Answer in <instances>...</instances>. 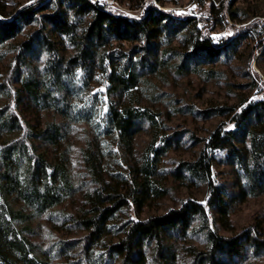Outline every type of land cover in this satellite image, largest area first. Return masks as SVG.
I'll list each match as a JSON object with an SVG mask.
<instances>
[{"label":"trees","instance_id":"1","mask_svg":"<svg viewBox=\"0 0 264 264\" xmlns=\"http://www.w3.org/2000/svg\"><path fill=\"white\" fill-rule=\"evenodd\" d=\"M5 18L0 8V61L14 54L15 63L0 84V98H14L17 108L27 98L42 112L53 111L94 131L96 143L89 141L82 150L93 189L84 194L87 210L73 222L85 236L62 243L58 250L79 248L82 264H244L249 253L264 255V234L257 226L225 237L210 220L215 209L228 217V203L213 182L219 157L247 182L239 195L243 200L264 194V97L240 111L223 106L197 113L203 119L227 116L231 121L218 126L199 154L170 174L204 185L207 203L189 199L177 209L143 220L133 213L169 194L160 180L162 159L178 138L162 132L160 115L138 102L98 103L100 96L133 91L138 71L159 60L163 43L181 38L185 51H176L179 68H197L231 55L245 33L215 43L192 17L155 7L129 16L92 0H45L11 20ZM32 26L36 30L12 44ZM123 44L130 49L124 50ZM92 84L104 93L94 91ZM25 122L9 104L0 107V264H52L50 255L27 237L29 223L63 205L74 195L75 183L66 153L52 160L37 154L34 132ZM144 126L152 129V142L135 167L126 166L120 159L132 153L135 136ZM60 129L53 124L38 136L57 147ZM14 135L19 137L10 139ZM116 162L120 169L113 165ZM193 234L204 238L202 248L189 243Z\"/></svg>","mask_w":264,"mask_h":264},{"label":"rangeland","instance_id":"2","mask_svg":"<svg viewBox=\"0 0 264 264\" xmlns=\"http://www.w3.org/2000/svg\"><path fill=\"white\" fill-rule=\"evenodd\" d=\"M42 1L45 0H0V8L6 14L5 20H11L19 11ZM92 1L129 16L143 15L148 8L155 7L177 17H192L202 34L212 38L215 43L228 42L245 33V39L231 55L223 56L213 65L197 68L193 65L179 68L181 57L176 51H185L181 38H175L172 43H163L157 56L159 60L154 59L151 68L138 71L139 80L133 91L118 96L106 94L100 96L98 101L99 104L105 101L124 104L130 99L138 102L142 107L160 115L162 132L178 138L176 147L162 159L164 175L160 180L169 189V194L150 203L142 212H134V218L143 220L166 214L189 199L206 204L208 192L204 185L177 180L170 172L180 163L192 161L199 154L204 141L218 126L223 123L230 124L231 117L203 119L197 114L199 111L223 106L240 111L249 103L264 97V0ZM33 30H36L35 26L27 28L12 44L20 43ZM121 47L124 50L130 49L128 44ZM165 51L167 53L164 54ZM13 59L14 54H9L0 61V84L10 74V67L15 63ZM92 88L101 93L105 91L94 84ZM7 104L32 127L35 136L31 135V138L37 154L52 160L61 153H66L68 169L76 189L74 195L63 205L34 218L29 223L31 232L27 233V237L50 255L52 264H82L79 248L58 249L62 243L85 236L73 222L74 218L87 210L84 194L93 189L84 165L82 150L89 141L96 143L94 131L87 125L71 123L53 111L42 112L27 98L17 108L14 98L8 102V98L2 95L0 107ZM53 124L61 128L57 147L50 146L38 136V133L47 127L51 128ZM26 127L25 132L28 131ZM152 135V129L144 126L135 136L132 153L126 159L121 158V163L135 167L152 142ZM18 137L19 135H14L10 139ZM117 164L118 162L113 163L115 168L120 169L122 166ZM213 182L228 203V217L226 219L217 209L213 210L210 212L212 227L225 237L240 234L252 226H257L264 234V194L243 200L239 195L246 191L247 182L234 166L220 157L214 166ZM189 243L202 248L204 238L200 234H193ZM244 264H264V255L255 257L249 253Z\"/></svg>","mask_w":264,"mask_h":264}]
</instances>
